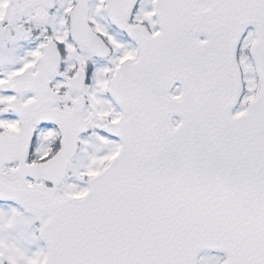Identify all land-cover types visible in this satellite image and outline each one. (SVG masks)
Listing matches in <instances>:
<instances>
[{
  "label": "snow or ice",
  "instance_id": "obj_1",
  "mask_svg": "<svg viewBox=\"0 0 264 264\" xmlns=\"http://www.w3.org/2000/svg\"><path fill=\"white\" fill-rule=\"evenodd\" d=\"M0 264H264V0H0Z\"/></svg>",
  "mask_w": 264,
  "mask_h": 264
}]
</instances>
